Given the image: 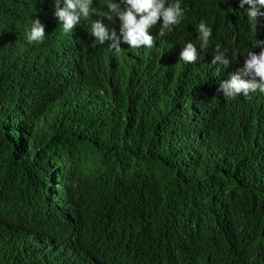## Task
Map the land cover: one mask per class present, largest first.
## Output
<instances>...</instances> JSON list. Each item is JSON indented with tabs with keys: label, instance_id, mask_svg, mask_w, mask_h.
Instances as JSON below:
<instances>
[{
	"label": "trees",
	"instance_id": "trees-1",
	"mask_svg": "<svg viewBox=\"0 0 264 264\" xmlns=\"http://www.w3.org/2000/svg\"><path fill=\"white\" fill-rule=\"evenodd\" d=\"M192 1L221 51L254 49L236 0ZM52 3L0 0V264H264V96L225 97L230 68L201 59L167 69L169 36L66 39Z\"/></svg>",
	"mask_w": 264,
	"mask_h": 264
},
{
	"label": "clouds",
	"instance_id": "clouds-1",
	"mask_svg": "<svg viewBox=\"0 0 264 264\" xmlns=\"http://www.w3.org/2000/svg\"><path fill=\"white\" fill-rule=\"evenodd\" d=\"M236 1L246 10L253 25H245L247 36L255 44L252 50L246 51L237 45L227 53L221 51V46L210 40L212 28L205 21H199L192 0H53L50 12L57 17L66 39L81 36L85 26L94 42L105 44V41H111L109 48L117 54L122 50L120 44L144 53L154 52L158 49L157 36H169L178 46L175 53L167 55V69L170 66L176 69L183 63L195 65L201 59L208 67L230 68L229 74L219 81L225 97L231 99L241 94L245 98H250V94L264 96V0ZM184 16L189 21L199 22L194 40L172 32ZM106 23L117 29L110 30ZM45 33V25L40 19H34L27 39L30 43H42ZM213 45H216L215 53ZM200 50L205 52L206 61ZM185 264L205 262L195 259ZM215 264L221 263L217 261Z\"/></svg>",
	"mask_w": 264,
	"mask_h": 264
},
{
	"label": "rangeland",
	"instance_id": "rangeland-1",
	"mask_svg": "<svg viewBox=\"0 0 264 264\" xmlns=\"http://www.w3.org/2000/svg\"><path fill=\"white\" fill-rule=\"evenodd\" d=\"M125 105V104H124Z\"/></svg>",
	"mask_w": 264,
	"mask_h": 264
}]
</instances>
